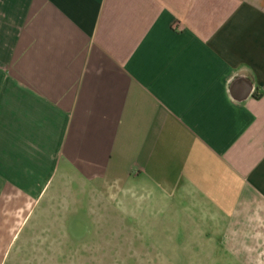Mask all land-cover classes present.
I'll list each match as a JSON object with an SVG mask.
<instances>
[{"label":"crops","instance_id":"0c3cea01","mask_svg":"<svg viewBox=\"0 0 264 264\" xmlns=\"http://www.w3.org/2000/svg\"><path fill=\"white\" fill-rule=\"evenodd\" d=\"M99 185L264 264V0H0V264Z\"/></svg>","mask_w":264,"mask_h":264},{"label":"rangeland","instance_id":"374dc122","mask_svg":"<svg viewBox=\"0 0 264 264\" xmlns=\"http://www.w3.org/2000/svg\"><path fill=\"white\" fill-rule=\"evenodd\" d=\"M115 191L99 185L61 196L51 218L41 225L36 214L32 218V247L24 243L27 225L2 264H221L220 252L207 251L211 246L203 236L178 235L168 220H162L158 235H145L144 220L131 217L140 214L127 211L125 196Z\"/></svg>","mask_w":264,"mask_h":264}]
</instances>
